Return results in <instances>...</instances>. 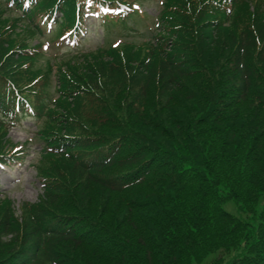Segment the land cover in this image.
Instances as JSON below:
<instances>
[{
    "label": "trees",
    "instance_id": "obj_1",
    "mask_svg": "<svg viewBox=\"0 0 264 264\" xmlns=\"http://www.w3.org/2000/svg\"><path fill=\"white\" fill-rule=\"evenodd\" d=\"M206 1L166 0L151 40L61 63L56 99L33 24L0 3V155L14 92L43 145L68 143L43 147L37 203L0 197V264H264V0Z\"/></svg>",
    "mask_w": 264,
    "mask_h": 264
},
{
    "label": "rangeland",
    "instance_id": "obj_2",
    "mask_svg": "<svg viewBox=\"0 0 264 264\" xmlns=\"http://www.w3.org/2000/svg\"><path fill=\"white\" fill-rule=\"evenodd\" d=\"M162 1L142 0V8L147 14L146 20L138 21V19H133L130 21L131 23L129 22L130 26L127 28L118 25L113 27L106 26L103 29L100 22L89 19L86 28V39L82 43L83 48L85 50H93L101 46L111 45L117 41L145 42L150 38L151 32L156 27V17L161 11ZM130 27L134 30L130 31ZM36 43L34 41L33 45H36ZM36 131L37 121L28 119L10 132L9 138L13 144H25L28 140L32 141V144L27 145L28 155L23 164L0 168V193L12 200L18 215L21 214L23 203H36L43 193L42 183L38 180L34 169L38 167L42 158L40 154L41 142L34 138ZM225 209L234 216L246 218L238 212L237 207L231 202L225 204ZM219 257L218 253L212 254L202 264H213L216 261L215 259Z\"/></svg>",
    "mask_w": 264,
    "mask_h": 264
},
{
    "label": "snow or ice",
    "instance_id": "obj_3",
    "mask_svg": "<svg viewBox=\"0 0 264 264\" xmlns=\"http://www.w3.org/2000/svg\"><path fill=\"white\" fill-rule=\"evenodd\" d=\"M0 167H2V165H0Z\"/></svg>",
    "mask_w": 264,
    "mask_h": 264
}]
</instances>
